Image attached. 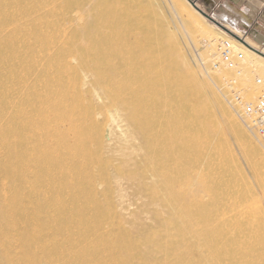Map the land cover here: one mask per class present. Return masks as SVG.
<instances>
[{
    "label": "bare ground",
    "instance_id": "1",
    "mask_svg": "<svg viewBox=\"0 0 264 264\" xmlns=\"http://www.w3.org/2000/svg\"><path fill=\"white\" fill-rule=\"evenodd\" d=\"M185 1L188 10L176 16L196 22L201 15ZM41 4L0 0V264H235L230 258L245 243L264 238L258 228L262 202L248 175L237 170L228 142L220 147L221 126L209 114L207 95L183 50L180 61L167 64L156 43L151 5L96 1L95 24L72 33L67 45L56 23L43 26L36 20L48 15ZM241 17H213L240 40L214 23L218 37L201 26L187 24L184 31L190 37L195 29L214 55L221 42L244 55L232 71L212 73L218 76L213 96L245 150L264 199L263 148L221 99L232 73L243 80L249 102L256 99L254 79L264 78V46L258 50L242 36L239 23L250 22ZM83 72L92 78L90 97L83 92L88 85ZM184 79L195 84L191 96L175 84ZM107 114L127 126L117 162L111 159V124L103 131L99 127V118ZM133 166L147 168L134 179L140 180L138 189L150 188L153 194L127 222L113 208L115 191L118 201L125 193L116 185L134 181L126 172ZM141 194L136 201L148 199ZM152 212L158 228L150 230L144 222ZM224 231L232 241L226 238L228 247L215 250ZM259 254L264 257L263 250Z\"/></svg>",
    "mask_w": 264,
    "mask_h": 264
},
{
    "label": "rangeland",
    "instance_id": "2",
    "mask_svg": "<svg viewBox=\"0 0 264 264\" xmlns=\"http://www.w3.org/2000/svg\"><path fill=\"white\" fill-rule=\"evenodd\" d=\"M83 1L84 0H43V1L41 0V2H42L41 6H43V8H44L43 13L48 14V15H46V16L44 15L42 18H39V17H35V18H37L36 20H38L40 23H43V26L48 25V23H51V22L56 23L57 26L59 27V29L61 31H63V37L65 36V42L67 43V45H70L72 43V39H71L72 33L77 32L78 30L81 31L83 26L86 24H88L90 26L95 24V21H96L98 15L96 12L92 11V8L94 7L96 1H100V2L102 1L107 5L115 4V0H85L84 6L79 7L80 5H78V4L82 3ZM137 1H141L144 4L151 5V19L153 22V31H154L156 39H157L156 43L158 42V44L161 45L162 51L165 54L166 58L168 59L167 64L171 65V64H174V63L180 61V58L178 56V52H179L180 48L183 50V54L185 55L187 61L190 63L194 72L197 75L198 83L202 86L203 91L207 95V99H208L207 101L210 103L209 114L221 126V132H220L221 134L219 136L220 140L218 142L220 144V147L224 143L226 145V142H228V144L231 146V149H233L232 151L234 154L233 161L235 162L234 164L237 166V170L242 169L245 172V175L246 176L248 175L247 178L251 179V181L250 180L249 181L254 186L256 195L261 200V202H262L261 207L264 210L263 194H262L261 190L257 187V185H255L256 179L254 178V174L252 173V170L250 168V164L247 160V157L244 154L245 150L241 146V144L238 142V140L236 139L234 132L227 126L225 115L223 114V112L218 107L217 101L213 96V93L217 91V86L215 83H217V81H218L217 80L218 76H217V74H215V75L212 74L214 72H217L216 70H214L212 68V62L216 59V56L218 55V49L215 51V55H214L213 53H211L210 49H207L205 44H203L200 41L202 38L197 34L198 32H196L195 29H194V31L196 34L194 36H190L192 38L188 37L184 31V30H187V24L191 25L192 27L193 26H201L202 28H204V30L208 34H210V36H213V37L217 36L218 37L220 35L218 30L216 28H214V26L212 25V22L208 21L203 16L199 17V19L196 20V22L190 21V22L186 23V21H183L182 19H178V16H176L178 11L179 12L181 10L187 11L189 8V5L185 0H137ZM172 1H174V3ZM177 1L179 2V4ZM191 1H193L197 5V7H199L201 10H203L210 17H214L215 14L218 16H223L225 14H228V13H226V11L224 10V8L222 6H220L215 12H210L208 10L210 8L205 3V1H203V0H191ZM73 2H74L75 7L71 8L70 4ZM172 3L175 4V8H177V7L178 8L173 10L174 7H173ZM34 5H35L34 3H31V6H34ZM180 7H181V9H180ZM50 11H52V12H50ZM73 15H75L76 17ZM80 15H82L84 18L81 22L78 21V16L80 18L81 17ZM238 16L241 17L242 14L236 13L233 16H227V17L232 21V20H235ZM28 17L33 18L32 15L31 16L29 15ZM241 18H244V17H241ZM192 22H193V24H192ZM195 24H197V25H195ZM183 27H184V29H183ZM238 28H239L242 36H244V38L247 41H249L253 46L258 48L259 50L262 49V47L264 46V39L260 38V32H261V29H264V28H262L260 25H256V24L254 25L253 23L251 24V21H250V25H245L243 23H239ZM66 32H67V34H66ZM22 35H24V33L20 34L18 36V38H20ZM83 37H84V34L81 33L80 39H83ZM262 37H264V36H262ZM204 38H206V37H204ZM221 43H218V45L220 46ZM32 48H35V47H32ZM69 55H71V52ZM72 56H74V54H72ZM69 60L71 63L73 62V60L71 58H69L68 61ZM206 66H207V68H206ZM164 67H166V66H164ZM221 70L227 71V72L232 71V70H226V69H221ZM206 71L208 72V74H206ZM178 72L180 73V70H178ZM83 73H81V75H80L81 79H82V81L84 79H86L85 81L88 84V85H86L85 81H83L85 83V86H86V87H84L83 92L90 97L89 94L92 92L91 86H90V84L92 83V78L90 77L89 73L88 74H87V72H83ZM84 75L86 78L84 77ZM173 75L175 76V74H173ZM208 75H210L212 79L209 78ZM226 79H227V81L224 82L226 86L223 83V85L225 86V87L223 86L224 87L223 93L226 95V97L221 98L223 103L227 106L229 111L235 116V118L238 120V122L242 125L245 132L249 136L251 135L250 137L251 138L253 137V139L257 143H259V145H261V148H263V151H264V145L262 144V142H260L258 140V138L255 137L247 129V127L243 124V122H241L238 114L234 111V109L231 105L232 104V99H231L232 96H231V90L228 87V85H229L228 82L233 81V80L236 81L237 85L243 90V87H244L243 80L241 79L240 76H237L236 73H232ZM88 81H90L89 82L90 84L88 83ZM253 82H255V79ZM175 84H177V87L183 88V90H184L183 92L188 93L189 96H191L193 89H194V86H195L193 80H191V79H184V80H181L179 82L177 81V82H175ZM254 87H255V85H254ZM97 103L99 105H102L103 101L99 99V100H97ZM196 103H197V104H195L196 106H199V107L202 106V101L201 102L198 101ZM130 116H131V118H133V120L136 119V116L134 114L130 115ZM131 118H129V119H131ZM98 121H99V127L102 128V131L105 128L108 129L107 123H108L109 127L111 124V132H110L111 134L109 137V139H110L109 145L114 146V144H115V158L111 157V159L116 160V162H117V160L120 159V156L118 155V152H117V149H119L118 147H120V145H121V144L119 145V143H121L119 138L124 134L127 126L116 115H115V122L113 121V117H111L110 114H107L106 118H105V116H102L101 118H99ZM147 121H149V120H147ZM106 153H108V152H106ZM106 153L103 152V155L105 157L108 155ZM137 161H138V157L136 159L134 158V160L132 162H134V164H135V163H137ZM140 168H142V169H140ZM146 170H147V168H145L144 166H139V167L133 166V168L126 171L127 174L130 173L129 175L132 176V178L134 180L133 183L131 185H127V186L123 185L121 183L116 185L119 189L123 190L125 193H123L124 199L121 198L122 200L120 199V201H118L116 199V198L119 199V197L117 196L118 190L115 191V199H114L115 200V206L113 208L115 211V216H118L127 222L128 221L131 222V220L133 218L132 216L134 215V213L138 212L140 208L142 209V206L145 203H147V204L151 203V199H152L151 195L153 194L152 190L150 188L146 189L143 186L141 188L139 187V189H138V185H140V180L134 179V178L138 177L139 174L145 173ZM133 184H134V186L136 185V187L133 188L132 187ZM138 194H141V195L146 194L148 196V199H145L144 201H139V200L136 201L135 196ZM124 195H126V196H124ZM132 195H134V197ZM146 195H145V197H146ZM162 198L164 200V199L168 198V196L165 194V196ZM208 200H207V196H206L205 201H208ZM106 201H107V199H105L104 202H106ZM252 204H255V203L253 202V203H251V205ZM252 208L256 209L257 208L256 204L253 205ZM157 211L160 212V210H157ZM149 215H148L149 217L147 216V218H145V220L146 219L147 220L144 223L148 226V228H150V230L158 228V222L155 221L153 212L150 213ZM263 217L264 216H259L260 220L258 222V228L261 231H264V219H263ZM128 224L126 225V228L129 231H132L133 230L132 226H130V224L129 225ZM221 237L223 239L222 238L219 239L218 243H216L214 245L215 250L222 249L223 247L227 248L228 242L230 243V241H232L231 240L232 236L227 231L226 232L224 231V234ZM226 238H228V242L226 241ZM262 250L264 251V238H263V240H258V242L256 244L245 243L243 245V248H242L240 254H238L236 257H234L235 259H233L232 257L230 259H231V262H233L235 264H238V263H241V264H246V263L247 264H261L262 259L264 260V257H262V256L259 257L261 255V254H259V252L260 251L262 252Z\"/></svg>",
    "mask_w": 264,
    "mask_h": 264
},
{
    "label": "built area",
    "instance_id": "3",
    "mask_svg": "<svg viewBox=\"0 0 264 264\" xmlns=\"http://www.w3.org/2000/svg\"><path fill=\"white\" fill-rule=\"evenodd\" d=\"M218 49L216 60L212 62V68L216 71L233 69L237 63L244 59V55L236 52L230 42L221 44ZM230 82L228 87L231 90L232 104L239 109L241 122L264 145V78L257 77L255 79L256 99L250 102L245 99L243 90L237 85V82Z\"/></svg>",
    "mask_w": 264,
    "mask_h": 264
},
{
    "label": "crops",
    "instance_id": "4",
    "mask_svg": "<svg viewBox=\"0 0 264 264\" xmlns=\"http://www.w3.org/2000/svg\"><path fill=\"white\" fill-rule=\"evenodd\" d=\"M209 6L210 12H215L220 6L226 13L223 16H233L236 13L251 21V24L260 25L264 28V0H203ZM216 15V14H215ZM218 16V15H217ZM261 29L260 35H264ZM263 33V34H262ZM258 49V48H257ZM259 50V49H258Z\"/></svg>",
    "mask_w": 264,
    "mask_h": 264
},
{
    "label": "water",
    "instance_id": "5",
    "mask_svg": "<svg viewBox=\"0 0 264 264\" xmlns=\"http://www.w3.org/2000/svg\"><path fill=\"white\" fill-rule=\"evenodd\" d=\"M191 4V6L204 18H206L208 21L214 23L215 25L221 27L222 29H224L226 32H228L231 36L235 37L236 39H239L237 36H235L234 34H232L227 28H224L223 26H221L216 20L213 19V17H210L209 15H207L203 10H201L199 7H197V5L191 1L188 0ZM240 40V39H239ZM262 55V54H261Z\"/></svg>",
    "mask_w": 264,
    "mask_h": 264
}]
</instances>
